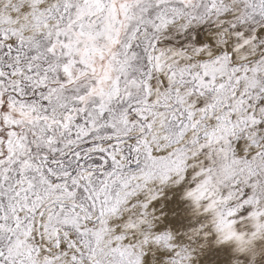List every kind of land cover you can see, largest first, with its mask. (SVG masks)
Here are the masks:
<instances>
[{"label": "snow or ice", "instance_id": "snow-or-ice-1", "mask_svg": "<svg viewBox=\"0 0 264 264\" xmlns=\"http://www.w3.org/2000/svg\"><path fill=\"white\" fill-rule=\"evenodd\" d=\"M0 264H264V0H0Z\"/></svg>", "mask_w": 264, "mask_h": 264}]
</instances>
